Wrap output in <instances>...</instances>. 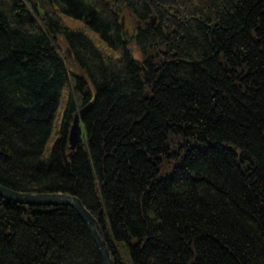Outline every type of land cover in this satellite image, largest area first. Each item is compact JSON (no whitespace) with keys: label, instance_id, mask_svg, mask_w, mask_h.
<instances>
[{"label":"trees","instance_id":"1","mask_svg":"<svg viewBox=\"0 0 264 264\" xmlns=\"http://www.w3.org/2000/svg\"><path fill=\"white\" fill-rule=\"evenodd\" d=\"M0 185L114 264H264V0H0ZM0 264L103 261L0 197Z\"/></svg>","mask_w":264,"mask_h":264},{"label":"water","instance_id":"2","mask_svg":"<svg viewBox=\"0 0 264 264\" xmlns=\"http://www.w3.org/2000/svg\"><path fill=\"white\" fill-rule=\"evenodd\" d=\"M152 24H154L155 19L153 18ZM91 105H88L81 109L78 114L74 116L73 122L69 129L68 143L69 149L74 151L80 140V118L84 113L89 110ZM0 197L4 200L14 202L20 205L30 206V207H57V206H69L72 207L80 218L86 223L91 236L93 237L100 256L102 258L103 264H114L112 256L107 248L105 240L103 238L102 230L96 221V219L91 215V213L84 207L82 202L74 197L61 193H26L18 192L0 185Z\"/></svg>","mask_w":264,"mask_h":264},{"label":"rangeland","instance_id":"3","mask_svg":"<svg viewBox=\"0 0 264 264\" xmlns=\"http://www.w3.org/2000/svg\"><path fill=\"white\" fill-rule=\"evenodd\" d=\"M132 31V25L129 24V32ZM131 50H132V54H133V57L137 60V61H140L141 60V56L139 54V52L136 50V48H134V46H130ZM93 238V237H92Z\"/></svg>","mask_w":264,"mask_h":264},{"label":"bare ground","instance_id":"4","mask_svg":"<svg viewBox=\"0 0 264 264\" xmlns=\"http://www.w3.org/2000/svg\"><path fill=\"white\" fill-rule=\"evenodd\" d=\"M51 207H53V206H51Z\"/></svg>","mask_w":264,"mask_h":264}]
</instances>
